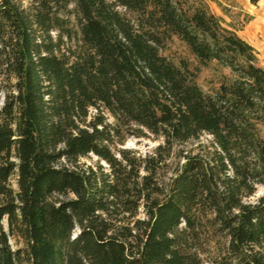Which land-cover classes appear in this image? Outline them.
Masks as SVG:
<instances>
[{"label": "trees", "instance_id": "trees-1", "mask_svg": "<svg viewBox=\"0 0 264 264\" xmlns=\"http://www.w3.org/2000/svg\"><path fill=\"white\" fill-rule=\"evenodd\" d=\"M0 98V264H264V66L206 0H0Z\"/></svg>", "mask_w": 264, "mask_h": 264}, {"label": "rangeland", "instance_id": "rangeland-1", "mask_svg": "<svg viewBox=\"0 0 264 264\" xmlns=\"http://www.w3.org/2000/svg\"><path fill=\"white\" fill-rule=\"evenodd\" d=\"M23 6L30 5L32 0H19ZM210 9L222 17L224 24L228 27L235 29L239 35H244L245 26L250 19L254 16L258 19L260 16L264 15V0H259L256 4L252 3L250 0H206ZM163 53L172 59L175 63L179 64L182 58H185L192 69L198 65V61L194 55L190 52L186 44L180 40L178 37L174 36L172 41H170L167 47L163 50ZM259 63L264 66V61L262 58L259 59ZM223 74L229 75V69L217 65L216 63H211L208 66L201 67L197 81L201 88L205 92H210L213 88L218 87L219 82ZM2 98H0L1 100ZM262 132L264 133V126H262ZM207 138L206 135L203 136V141ZM162 142V139L158 138L153 133L148 130H144L141 136L130 135L126 138L124 142V147L133 149L142 155L151 153L155 147ZM197 143L194 141L182 144L180 147L184 150H191L196 147ZM98 157L91 155L90 158H85L83 161L88 163L94 162ZM178 161L177 158L172 159L173 165H171V170L176 165ZM12 184L17 188L16 177L12 179ZM264 194V186H259L255 195L247 198L248 200L254 201L259 196ZM6 229L8 225L6 220L4 221ZM9 242L12 249H18L24 247V241L18 235H10Z\"/></svg>", "mask_w": 264, "mask_h": 264}, {"label": "crops", "instance_id": "crops-1", "mask_svg": "<svg viewBox=\"0 0 264 264\" xmlns=\"http://www.w3.org/2000/svg\"><path fill=\"white\" fill-rule=\"evenodd\" d=\"M240 36L257 49L259 59L264 61V15L258 19L255 16L250 19L245 26L244 35Z\"/></svg>", "mask_w": 264, "mask_h": 264}]
</instances>
